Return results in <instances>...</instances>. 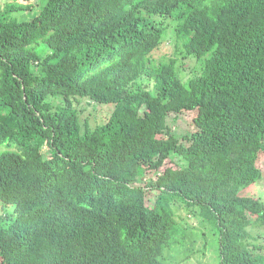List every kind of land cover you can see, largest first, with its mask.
Segmentation results:
<instances>
[{
	"label": "trees",
	"instance_id": "1",
	"mask_svg": "<svg viewBox=\"0 0 264 264\" xmlns=\"http://www.w3.org/2000/svg\"><path fill=\"white\" fill-rule=\"evenodd\" d=\"M33 4L0 10V264H264V0Z\"/></svg>",
	"mask_w": 264,
	"mask_h": 264
},
{
	"label": "rangeland",
	"instance_id": "2",
	"mask_svg": "<svg viewBox=\"0 0 264 264\" xmlns=\"http://www.w3.org/2000/svg\"><path fill=\"white\" fill-rule=\"evenodd\" d=\"M7 2L26 7L28 5H32L33 3H34L33 5L37 4L38 0H0V10H3ZM24 16H27V18H31L30 14L24 12L16 15L18 19H22ZM167 36L171 38V35L168 33ZM165 49L171 50L172 46L171 47L166 46ZM79 109L81 110V115H80L81 121L86 119L91 124L92 127L96 124L102 123L104 118L106 117V113L110 111V108L106 106L101 107L93 104L90 105L86 101L81 102ZM190 116L191 115H183L181 116V118L179 117L177 121L170 122L172 132L175 135L181 136L186 132L193 131V126L191 123ZM257 168L264 174V151H261L259 153V157L257 160ZM253 193L255 196H259L262 199V201H264V179H262V181L258 183V187L254 189ZM12 209H13L12 206H7L3 208L4 211H8V212L9 210L12 211ZM187 219H188L187 223L189 226H197L196 219H193L190 216H187ZM262 233L264 235V229H262ZM212 240L213 239L209 236H207V238L205 239V241L209 243V246L210 243H212ZM203 244L204 241L202 243L200 240L197 242L194 249L186 252L185 256L188 255L190 257L189 258L190 261L189 260L187 261L188 264H216L217 254L213 251V248L204 249ZM181 259L182 257L175 259V263H177V261H181Z\"/></svg>",
	"mask_w": 264,
	"mask_h": 264
}]
</instances>
